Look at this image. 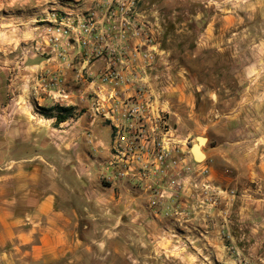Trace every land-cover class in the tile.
Returning a JSON list of instances; mask_svg holds the SVG:
<instances>
[{
    "label": "rangeland",
    "instance_id": "374dc122",
    "mask_svg": "<svg viewBox=\"0 0 264 264\" xmlns=\"http://www.w3.org/2000/svg\"><path fill=\"white\" fill-rule=\"evenodd\" d=\"M15 5L16 0H0L2 157L10 161L30 159L40 166L41 185L44 183L57 196L68 202L90 198L96 204L91 207L93 212L107 211L105 197L91 195L89 188L94 180L100 187L113 183L105 176V160L101 161L92 149L97 142L93 133L90 138L86 136L89 150H83V155L76 141H70L75 127L80 126L81 115L88 127L105 122L92 111L100 75L81 70L84 75L75 73L76 81L86 82L74 88L71 86L75 82H66L62 73H44L35 66L44 57L48 60L55 56L78 71L77 59H65L64 55V48L72 46L88 63L105 59V52L97 57L74 44L78 30L73 27L88 13L70 19L72 35L59 46H49V27L55 24L54 19L66 17L52 12L49 21L38 22L32 12L18 11ZM125 19L129 21L125 39L120 42L119 34L114 35L112 46L120 54L110 62L111 69L134 68L143 74L153 106L163 111L166 129H174L180 147L189 156L197 137L206 138L201 147L205 158L199 164L210 170L215 184L232 191L229 197L250 194L264 198V0H140L135 13ZM136 49L141 55L150 53L152 59L144 61L140 54L132 58ZM80 63L79 68H86L87 64ZM64 93L67 100L62 97ZM58 107L72 110L65 122L55 125L53 116L59 112ZM75 174L81 186L78 193ZM219 205L209 211L189 209L194 215L183 225L162 218L155 229L162 227L166 232L146 236L145 241L132 237L130 243L141 250L121 249L111 259L115 264H264L263 232L250 237L256 243L253 250L244 240L245 250L237 252L233 247L240 242V233H250V228L264 229V220H242L233 205L225 212ZM88 223L82 219V226ZM201 230L220 232H214L209 241ZM88 238L100 240L98 235ZM209 242L217 246L202 247ZM102 253H95V258L91 255V260Z\"/></svg>",
    "mask_w": 264,
    "mask_h": 264
},
{
    "label": "crops",
    "instance_id": "0c3cea01",
    "mask_svg": "<svg viewBox=\"0 0 264 264\" xmlns=\"http://www.w3.org/2000/svg\"><path fill=\"white\" fill-rule=\"evenodd\" d=\"M106 3L107 0H16L15 9L32 12L33 19L38 18V22L44 23L50 20L48 15L52 12L68 19L93 12L98 27L106 29L103 24ZM71 48H64L65 59H77L78 71L72 69L73 65L71 69L68 68L65 61L62 63L55 56L48 59L50 61L44 57L35 66L44 73H62L66 82H75L71 86L75 88L77 84L83 85V82H86L82 79L77 82L75 73L84 75L80 72L84 70L88 75L98 76L110 64L106 58L88 63L85 57L81 58L79 51ZM80 61L83 66L87 64L86 68H79ZM78 122L80 126L75 127L70 141H76L79 145L78 150L83 155V150H89L86 136L90 138L93 133L97 142L92 149L95 148L96 156H99L101 161H107L111 153L109 124L99 121L88 127L89 123L84 115L80 116ZM2 148L0 144V264H115L111 259L114 252H119L121 249L124 252L141 250L135 249L130 243L132 237L134 240L136 237H143L145 241L146 236L160 235L167 231L162 227L155 229L156 224L163 217L152 216L146 207L147 196L130 183L117 181L106 184L107 187H100L97 180L92 177L95 183L89 184L91 195L95 193L101 198L104 196L106 202L104 204H107V211L93 212L91 207L96 204L92 199L83 198L81 201L68 202L65 197L57 196L49 187L44 186V183L41 185L43 181L40 179L41 169L38 164L30 162V159L18 161L3 159ZM77 174L74 177L77 186L75 189L78 193L81 186ZM244 190L246 191L247 188ZM84 194L88 193L84 192ZM99 202L102 201L97 200V203L101 204ZM229 205H233L242 220L243 217L251 222L264 220V198L250 194H242L237 198L226 195L220 200L219 209L223 207L224 212L228 211L231 208ZM82 219L91 223L82 226ZM249 231L250 233L239 234L240 242L233 246L237 252L245 250L242 240L247 241L246 247L253 250L256 243L250 237H257L259 232L264 234V229L250 228ZM199 232L203 235L207 234L206 239L210 241L213 233L218 234L220 231ZM89 235H98L100 240H92L88 238ZM138 244L137 246H142L141 243ZM215 245L217 246L214 242H209L202 247L209 249L208 246ZM99 251L103 253L92 261L91 255L95 258V253ZM84 253L87 258L84 257Z\"/></svg>",
    "mask_w": 264,
    "mask_h": 264
},
{
    "label": "built area",
    "instance_id": "2783aa9c",
    "mask_svg": "<svg viewBox=\"0 0 264 264\" xmlns=\"http://www.w3.org/2000/svg\"><path fill=\"white\" fill-rule=\"evenodd\" d=\"M139 1L107 0L103 16L106 29L98 27L93 12L79 18L74 27L68 18L54 19L55 24L49 27L48 34L45 32L48 45L59 46L72 35L73 27L78 30L74 40L77 47L89 49L97 57H103L105 52L106 59L114 61L115 55L120 54L112 46L114 35L119 34L120 42L125 39L129 25L125 17L135 13ZM139 54L136 49L132 58ZM140 56L144 61L152 59L148 52ZM119 59L120 63L125 62L122 56ZM122 71L111 69L110 64L105 68L99 77L100 95L92 105L93 115L112 128L111 153L102 165L107 180L130 183L147 196L146 207L153 217L169 218L180 225L194 215L189 209H215L232 191L215 184L210 170L180 147L174 129H166L163 111L153 106L143 74L134 68ZM62 97L68 99L65 93ZM187 204L189 208L184 207Z\"/></svg>",
    "mask_w": 264,
    "mask_h": 264
},
{
    "label": "water",
    "instance_id": "95a60500",
    "mask_svg": "<svg viewBox=\"0 0 264 264\" xmlns=\"http://www.w3.org/2000/svg\"><path fill=\"white\" fill-rule=\"evenodd\" d=\"M206 141L204 137H197L196 143L191 146V155L195 162L200 163L204 159V154L201 150L200 144Z\"/></svg>",
    "mask_w": 264,
    "mask_h": 264
},
{
    "label": "trees",
    "instance_id": "16d2710c",
    "mask_svg": "<svg viewBox=\"0 0 264 264\" xmlns=\"http://www.w3.org/2000/svg\"><path fill=\"white\" fill-rule=\"evenodd\" d=\"M57 110L59 111L54 117L55 119V125L61 124L67 120V117L69 116V113L71 112L72 108H63V107H58ZM49 112H52V109H48ZM52 117V116H51Z\"/></svg>",
    "mask_w": 264,
    "mask_h": 264
},
{
    "label": "bare ground",
    "instance_id": "6f19581e",
    "mask_svg": "<svg viewBox=\"0 0 264 264\" xmlns=\"http://www.w3.org/2000/svg\"><path fill=\"white\" fill-rule=\"evenodd\" d=\"M204 144H205V141H203V143L200 144V147H201L202 145H204Z\"/></svg>",
    "mask_w": 264,
    "mask_h": 264
}]
</instances>
